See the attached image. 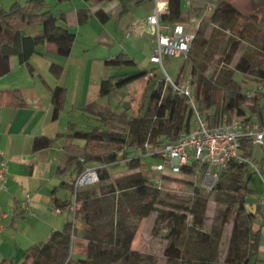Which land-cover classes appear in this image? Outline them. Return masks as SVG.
Wrapping results in <instances>:
<instances>
[{"label":"rangeland","instance_id":"1","mask_svg":"<svg viewBox=\"0 0 264 264\" xmlns=\"http://www.w3.org/2000/svg\"><path fill=\"white\" fill-rule=\"evenodd\" d=\"M15 1L17 0H0V8L9 9ZM18 1L26 2V0ZM46 1L53 10L71 9L70 2L61 4V6L57 0ZM130 1H128L130 7L137 6L132 5ZM224 2L232 3L243 15L213 17V12L223 6ZM263 2L264 0H177V5L180 8L177 21L184 22L191 30L196 31L197 38L187 57L165 58L166 70L175 78L189 76L195 83H204L210 80L212 74L215 73L216 77L213 82L218 86H224L227 72L235 69L243 56L253 57L251 71L245 75L236 71L234 77L242 83L247 95H254L262 90L257 70L264 62V54L258 53V43L262 38L261 33L264 32V15H255L254 5ZM139 5L138 13L142 14L153 10L154 7L153 0H144ZM96 29L95 21H93L83 24L81 29L75 30L78 40L69 58L50 53L44 58V60L49 59L67 65L63 82L67 87L68 107L63 113L64 120L70 119L78 124L79 128L88 129L101 122L98 119L99 112L104 111L105 107L116 111L113 120L105 127L107 131L104 133L103 139L92 145L90 151L100 155L116 153L119 161L107 166L104 174L105 179H101L96 185L83 188L76 195L74 194L68 203L71 218L81 228L79 236L73 239L72 253L75 260H83L79 264H196L189 260L178 261V263L177 258L165 255V249L173 245L179 251L186 252L193 260L224 262L235 246L233 223H226L218 235L216 229L223 222V217L219 214L220 210L226 208L230 201L237 198L236 191L233 190V187L237 185L235 170L227 168L222 171L212 189L195 188L196 182H200V179L197 180L195 177L196 171H186L177 176L164 178V185L155 196L152 211L146 213L145 198L136 192L135 185L129 178L130 172H137L138 169L130 170L127 167L124 152L128 150L130 155H142L140 150L128 148L127 140L130 138L129 120L148 101V97H146L149 86L147 78H141L117 89L110 96L97 98L96 94L98 83L107 71L110 74H116L121 71L146 68L155 74L153 77L155 85L159 78L162 83L161 70L158 65L150 61L149 49L153 44V36L148 28H145L140 34L132 33L130 36H126L121 30H118L117 33L114 31L113 42L115 44L111 47H102L95 45L93 41L92 37L98 32ZM243 29H252L253 32L246 34L247 32L244 33ZM236 44L237 49H235ZM84 49L88 50L85 52ZM121 51L129 53L135 59L136 64L115 65L106 70L104 60L97 59V57H113ZM82 54L84 55L81 56ZM93 59L95 61H93L90 78H88V75L86 74V76L83 71V63ZM43 62L45 63V61ZM87 96L97 99L98 106H95L94 110H83L82 106ZM72 103H75V109H71ZM253 119L261 126L257 117L254 116ZM261 151L260 148H257L256 156L260 155ZM82 152L81 146L76 148L77 156L82 157ZM141 159L145 164V169L142 171L147 182L155 186L154 180L159 177V174L150 169L149 163L157 161L145 155H142ZM254 161L260 173L252 169L254 175L250 181V187L255 189V195H250L247 198V207L251 210L260 202L261 193L264 191L263 159ZM87 165L102 166L100 162ZM174 194L194 197V201L199 198L206 199L204 223L197 225L193 223V219L182 223L177 216L181 215V204L186 203L175 199ZM81 196H99L101 198L102 209L98 216L82 215L75 219V209L80 204ZM259 224L260 221H257L255 227L258 228ZM128 230L135 233L132 248L150 254V258L138 262L124 258L86 261L91 240L88 237V231L114 232L116 236L123 237ZM3 240V248L8 250L10 241L4 237ZM46 240L47 238H44L41 241ZM4 255H13L17 262L23 256V254H0V261ZM261 257L264 259V247L261 249ZM4 258L8 260L6 264H10V257Z\"/></svg>","mask_w":264,"mask_h":264},{"label":"trees","instance_id":"2","mask_svg":"<svg viewBox=\"0 0 264 264\" xmlns=\"http://www.w3.org/2000/svg\"><path fill=\"white\" fill-rule=\"evenodd\" d=\"M57 1L62 3L66 0ZM128 1L130 0H122L121 16L127 12ZM179 14L180 8L177 5V0H169L168 9L161 14V18L165 21H177ZM254 14L264 15V2L254 5ZM96 15L101 21L107 19V14L103 10H98ZM212 15L213 17L242 16L243 13L232 3L224 2L223 6L218 7ZM62 20H65L64 14H56L46 0H26L25 3L17 0L9 9L0 8V75H5L11 71V60L14 56H17L21 63L29 65L31 56L40 52L39 47L45 44H54L58 54L69 56L77 34L75 30L62 24ZM85 20L86 16L80 13L79 22L84 23ZM31 25H38L39 29L30 32L28 29ZM243 31L244 33L247 32L246 34L253 32L252 29H243ZM261 35L258 53L264 54V32ZM235 49H237V44ZM253 62V57L243 56L236 68L227 72V80L224 86H218L213 82L216 77L215 73L212 74L210 80L204 83L196 82L200 108L211 126L230 123L238 117H243L252 124L255 122L254 116L264 126V62L257 70V77L263 89L254 95H247L242 83L234 77L236 71L242 72L244 75L248 74L252 69ZM135 64V59L124 51L104 60L106 70L115 65ZM63 69L62 65L55 62L50 65V71L56 77H60ZM108 72L98 83L97 98L110 96L117 89L141 78L145 79L150 71L143 68L121 71L116 74ZM66 94L67 88L65 86L56 85L53 88L52 116L54 119L59 118L63 111ZM146 97H148V101L143 108L129 120L130 138L127 140L128 148L140 150L143 156L147 153V143L152 149L159 148L164 143L175 140L180 131L189 130L192 121V113L188 109L185 99L172 94L169 90L163 92V83L148 86ZM95 106H98L97 99L87 96L83 110L91 111L94 110ZM115 114V110L105 107L104 111L99 112L100 117L98 119L101 121L99 124L88 129H75L71 134L85 142V150L82 156L85 161L81 162L78 158L77 174L82 171L86 164L100 162L103 165L99 169L101 181V179H105L104 174L107 166L119 161L116 153L100 155L90 151L92 145L103 139V135L107 131L105 127L113 120ZM51 143L52 140L49 141V144ZM254 150L255 146L251 139L243 138L242 152L244 157L255 160ZM124 153L127 167L130 170L138 169L137 172H130L129 178L133 181L136 192L145 198L146 213H149L153 209L155 196L161 188L147 182L142 171L145 169V164L142 162L141 154L130 155L128 150ZM150 157L158 161L155 156ZM151 164L149 163V166ZM228 168L235 170L237 185L233 187V190L236 191L237 198L230 201L226 208L220 210L219 214L223 217V222L216 229L218 235L226 223H233L235 246L230 251L228 258L224 262L193 260L186 252L179 251L173 245L165 249V255H170V258H177V262L189 260L196 264H264V259L261 257V249L264 247L263 223L258 229H255L258 217L264 220V209L260 203L256 204L253 210L247 207V198L255 193V189L250 187V181L254 175L253 168L247 162L238 161H232ZM186 169L187 171L192 170L191 168ZM70 188L74 194L73 181L70 183ZM174 198L186 203L181 204V215L177 216L182 223L187 222L189 213L193 215V223L197 225L204 223L206 199L199 198L194 201V197L176 194H174ZM79 202V206L75 209V219L82 215L98 216L100 214L102 208L99 196H81ZM80 231V226H77L73 219H67L64 227L54 230L47 241L32 244L25 249L23 264H79L83 260H75L72 245L74 237L79 236ZM134 236L135 233L132 230L126 231L123 237L116 236L114 232L88 231V237L91 240L86 261L124 258L138 262L150 258V254L132 248ZM7 261V258H3L0 264H6ZM9 262L10 264H18L13 258H10Z\"/></svg>","mask_w":264,"mask_h":264},{"label":"crops","instance_id":"3","mask_svg":"<svg viewBox=\"0 0 264 264\" xmlns=\"http://www.w3.org/2000/svg\"><path fill=\"white\" fill-rule=\"evenodd\" d=\"M67 2H70V10H53L58 15L64 14L65 20L61 23L76 30L95 21L98 32L92 38L95 45L102 47L115 44L114 31L121 30L126 36L129 30L130 35L140 34L146 28L147 15L152 14L156 6L153 0V10L142 14L138 13V6L144 0H131L132 5L137 6L130 7L128 4L127 12L121 16L123 5L119 0H66L60 5ZM98 10L107 14L106 21H101L96 15ZM80 13L86 16L84 23L79 22ZM38 29V25H31L28 31ZM77 40L76 35L73 48ZM153 45L154 40L149 51ZM73 48L66 57L72 55ZM39 49L40 52L31 56L29 65L14 56L11 71L0 75V161L5 159L8 162L6 189L0 188V254H24L26 248L45 242L41 240H48L54 230L62 229L67 219H72L68 209L73 196L70 183L77 176V160L81 158L77 156L76 148L81 146L84 152L85 142L71 135L75 129H81L78 124L63 119L68 107L67 96L59 118L52 116L53 88L56 85L66 87L63 79L67 65L58 63L64 69L60 77L54 76L50 65L55 61L44 58L49 53L60 55L56 46L45 44ZM87 50L84 49L85 52ZM106 58L109 57H97L101 61ZM95 59L83 63V71L88 78ZM147 81L149 86L155 85L154 79L147 78ZM71 105V109H75V103ZM257 148L262 150L258 156ZM254 158H263L264 165V147L255 146ZM27 198H31L30 203ZM257 221H260L259 226L264 225L261 217ZM3 237L10 241L8 250L3 248ZM4 257L14 259L13 255ZM17 263L23 264V256Z\"/></svg>","mask_w":264,"mask_h":264},{"label":"built area","instance_id":"4","mask_svg":"<svg viewBox=\"0 0 264 264\" xmlns=\"http://www.w3.org/2000/svg\"><path fill=\"white\" fill-rule=\"evenodd\" d=\"M155 2L154 12L147 15L145 20L146 28L150 30L154 40L150 51V61L158 65L162 72L163 92L169 90L172 94L184 98L192 113V121L189 130L180 131L175 140L168 141L156 149L146 144L145 156H155L158 159L150 165V169L159 174L154 184L162 188L164 178L177 176L185 173L186 168H191V171L197 172L195 176L197 180L200 179V182H196L195 188L212 189L222 171L226 170L232 161L247 162L256 172H259L254 159L244 157L242 139H251L254 146L263 147L264 126H260L258 122L251 124L243 117L235 118L230 123L213 126L209 124L200 108L197 83L189 76L185 78L171 76L164 63L165 58L187 57L197 38V33L183 22L162 20L161 14L168 9L169 0H155ZM164 3L166 4L161 6ZM129 35L130 30L127 32V36ZM154 76L153 72H149L147 78L153 79ZM158 83H161L160 78ZM80 161L84 162L85 159L81 157ZM100 168L87 164L84 166L73 182L75 195L83 188L100 182ZM7 169L8 162L2 159L0 161L1 189H6ZM27 201L30 203L31 198H27ZM259 203L264 209V195ZM192 219L193 215L189 213L187 221Z\"/></svg>","mask_w":264,"mask_h":264}]
</instances>
